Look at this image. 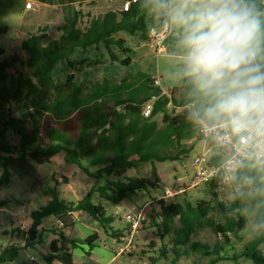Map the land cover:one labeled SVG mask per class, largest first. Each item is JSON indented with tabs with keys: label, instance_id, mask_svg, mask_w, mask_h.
I'll return each mask as SVG.
<instances>
[{
	"label": "trees",
	"instance_id": "1",
	"mask_svg": "<svg viewBox=\"0 0 264 264\" xmlns=\"http://www.w3.org/2000/svg\"><path fill=\"white\" fill-rule=\"evenodd\" d=\"M96 2L59 1L62 11V21L57 27L59 35L48 37L47 26H38L35 32L27 33L21 40L24 58L13 53L0 61V190L9 182L10 161L28 159L34 164H50L60 152H63L64 163L76 166L94 179L80 198L66 201L55 185L59 183L54 179L55 173L51 176L54 185L44 186L39 177L28 171L31 191L40 188L50 199L30 209L28 227L2 230L1 234L10 235L13 242L0 251V264L17 259L20 250L38 251L47 233L55 237L49 241L47 253L40 254L44 262L54 264L57 260L61 264H77L73 250L85 244L84 254L90 255L99 237L96 232L84 239L65 235L62 230L74 225V213L87 214L105 232L110 229L109 237L120 241L128 228H112V216L105 214L101 203L92 201L93 195L117 204L129 194L155 189L159 182L155 163L186 154L188 150L181 148L182 142L198 137L199 121L218 122L229 114L246 117L241 111L242 104L259 90L257 72L264 69V14L260 12V0H225L224 27L215 28L210 22L212 17L205 14L202 26L193 33L191 45L199 43L209 47L222 55L226 64L235 67L217 83L210 80L212 72L225 70L226 64L216 62L206 48L192 50L198 56L196 64L190 63L195 71H184L181 84L170 88L167 94L155 84L153 76L142 71L126 74L119 80L103 77L87 83L75 79L71 72L65 75L62 83L57 82L53 76L54 63L67 59L74 49L83 52L89 46L103 43L110 61L127 65L132 49L126 45V39L115 35L125 31L146 41L151 27L162 26L168 20V0H137L126 11L120 8L92 15L81 8L83 4L95 5ZM166 44L168 51L189 52V48H181L184 45L181 34L169 35ZM114 49L124 57L119 58ZM240 51L246 55L241 56ZM100 62V58L84 57L78 65L91 66ZM22 68L27 71L22 72ZM151 99L152 109L148 116H143L142 107ZM107 102H112V108L105 112ZM13 107H19L23 115H16ZM74 112L79 126L73 136L64 122ZM45 118L53 124H45L43 137H38ZM174 146L178 151L171 155L168 149ZM222 160V155L212 153L209 156V162L214 165ZM142 163H150L148 175L129 172ZM67 182L68 178L62 176L61 183ZM230 183L241 190L249 186L252 191L247 196H235L233 201H218L214 207V200L222 190L215 181H208L205 182L207 199H193L191 195L182 194L181 200L157 201L149 217L150 224L161 231V238L166 236L167 245L162 243L160 253L163 258L168 260L165 254L170 252L171 264L193 256L206 257L207 264L223 259L219 251L228 241V233L246 223L240 203L247 199L255 206V231L244 242L241 255L254 264H264V165L242 162ZM7 202L8 198L0 199V207ZM214 208L217 220L210 216ZM47 217H52L58 225L41 227L42 220ZM143 223L141 220L139 226ZM206 227L217 237L212 245L196 238L199 230ZM142 253L140 250L135 254ZM133 255L128 253V256Z\"/></svg>",
	"mask_w": 264,
	"mask_h": 264
},
{
	"label": "rangeland",
	"instance_id": "2",
	"mask_svg": "<svg viewBox=\"0 0 264 264\" xmlns=\"http://www.w3.org/2000/svg\"><path fill=\"white\" fill-rule=\"evenodd\" d=\"M31 1L33 3V10L35 11V7L38 5L39 1L48 4L51 0ZM99 1L96 2L97 5L100 4ZM26 2L27 0H0V61L8 58L13 53H17L21 58H24L25 54L21 50L20 43L24 36L27 33H30L27 32L25 34L24 28L28 26L26 25L28 22H31L29 17L36 14L35 12H32V10L26 9ZM224 2L225 0H168L167 19L170 22L172 31L175 32L176 30L177 32H180L184 38V45H182L181 48H189V52L187 53L183 51L172 52L167 50L162 51L157 55L154 50L148 46L146 41L140 40L136 34L131 35L124 31L119 35L125 36L127 41L126 45L132 49V52H130L131 61L127 65L110 61L104 44L100 43L97 46L87 47L84 53H81L78 49H74L68 55L67 59L59 60L55 63L53 76L57 82L62 83L65 75L67 73L73 72L76 78L87 83L96 81L102 77L119 80L126 74L142 71L149 76H153L154 80H156L155 84L161 89L163 93L167 94L170 92V88L174 86L178 87L181 84L182 73L184 71H195V69L191 67L190 63L193 59L197 60L198 56L195 55L192 50L206 48L199 43L194 46L191 45L194 36L193 33L202 26L205 14L212 17L211 22L214 24L215 28L222 29L224 27V20L226 18V15L223 11ZM82 6L85 7L88 5L83 4ZM105 7L106 10L112 9L114 7V3L109 0L108 3H105ZM102 10L103 8L96 10L94 11V14H99L98 11L103 12ZM53 18L54 20L56 19L55 17ZM206 49L209 50L208 48ZM240 55L245 56L246 53H244V51H240ZM187 56L189 57L187 58ZM212 56L216 62L219 59L223 61L222 64H226L222 55L215 52V54L212 53ZM84 57L92 59L100 58L101 62L97 65L81 67L78 65V61ZM67 61H70L73 66H69ZM225 66V70H213L210 79L212 83L221 81L222 78L228 73L235 70V67L232 65L226 64ZM79 69L80 71H77ZM21 71L26 72L27 70L22 68ZM178 96L179 95L176 94L175 98L177 100L179 99ZM13 108L16 112V115H23V112L19 107ZM109 108H112V102H107L104 104L105 112H108ZM259 110L260 106L256 93L251 95L241 107L242 113H244L247 117L258 114ZM76 115L77 113L74 112L64 122L68 133L73 136L76 135L79 126ZM45 124H53V121L45 118L40 125L39 130H43V126ZM42 135L44 134L42 133ZM38 137L43 136L38 135ZM181 148L188 151L186 154L179 155L180 158L155 163L159 176L158 187L155 189H149L147 193L142 191L141 193L129 194L117 204L110 203L98 197L96 194L93 195L92 201L94 203H101L105 209V214L107 216H112L113 220L110 223L112 228L123 229L126 227L128 229L124 232L125 239L115 243L113 238L109 237L110 229H107V232H105L104 228L95 221V229L97 231L99 240L96 241V245H94L90 250L92 256L88 258V255H86V258H84V262L86 264H101L102 261H104L102 257L104 252L102 250L104 248L113 250L114 248H117L118 245H123L126 243L127 238H130L128 233L130 228L127 221L124 219V215L126 213H138L140 210L137 209L136 205L140 204L142 206L145 202L142 199L144 197L146 198V195H149L152 198H148L149 203L143 206L141 210L142 214L144 215V223L141 226H139V223L138 227L133 232L131 236V247L133 246V243H138V247H136L134 250H136V252L143 250L144 253L139 255H148L149 257L146 259V261L149 264H171L170 258L172 255L170 252L165 254L168 260L160 255L161 249L163 248L162 243L166 242V236L162 239V236L160 235L161 231H158L157 227L150 224L151 219L149 214L151 213L152 208H156L157 201L160 199L166 202L171 198L181 200L182 194L191 195V198L193 199L209 198L207 184L204 183L197 186L191 185V180L194 174V166L192 165V161L195 156L201 154L204 151L206 156L210 154L211 149H208L209 143L202 140L198 136L190 140H184L182 142ZM177 151V146L168 149V152L171 155L176 154ZM9 167L11 169L9 182L3 185L0 190V199L8 198L9 202L0 208V219H7L9 215L15 216L22 214L19 216L21 220H16L18 225L26 226L23 217V214L26 213V207L37 208L39 203H43L41 202L42 197H40V193H38L40 191L39 189H37L34 194L31 193V189L28 186L31 181L29 174H27L28 171L34 176L41 178L45 186L46 184L49 186L54 185L55 182L52 180L51 176L53 173H55V178H57L59 182V184L55 185L61 193H64L63 196L67 199L72 198L74 195L78 197L82 196L94 183V179L90 176H87L84 172L74 175L73 172L78 170V168L76 166L64 163L62 153L56 154L52 158L50 164H34L28 159H24L19 161H10ZM149 170L150 163H142L137 166L136 170L132 168L129 172L131 174L137 172L140 175H148ZM62 176H66L68 178L67 183H61ZM215 182L218 184L217 181ZM218 186L219 188L221 187L219 184ZM165 190H168L170 195H166ZM251 191L252 190L249 186L242 190L239 188L234 189L233 187H224L222 193H220L217 199L214 200L213 206L216 207L218 201H233L237 195L247 196L251 193ZM240 205L241 213L244 216L246 223L242 228L228 233V241L223 243V247L219 251V254L223 257V259L217 261L215 264H254L251 259L243 257L241 255V251L244 242L247 241L251 234L255 231V226L253 223L255 206L252 205L247 199H243ZM210 216H212V218L215 220L218 219L217 210L215 208L210 211ZM69 229L70 227L68 228V233ZM78 229L82 231L88 230V233L93 232V228L89 230L81 226ZM72 233H76L75 229L72 230ZM45 238L46 236L44 235V239ZM196 238L209 245H212L217 240V237L207 227L200 229ZM7 240L8 238L6 235L1 237V241L9 243L10 241ZM219 240L222 242L221 238ZM165 244L167 245V242ZM2 247H4L3 244L0 245V249H2ZM76 249L78 252H83L84 254L85 250H87V245L81 244L80 247ZM94 249L97 250L94 251ZM31 251L34 252L33 250ZM21 255L22 258L27 260L28 256L26 252L20 250L17 259L4 264H32V262L29 260H27V263H24L23 260L20 259ZM35 256L37 257L36 261L43 264L44 260L41 258V256L38 255V253H36ZM76 258L81 259L78 256H76ZM127 258L128 257L126 256V259ZM151 258H153V262L151 261ZM121 260V258H118L116 262L111 264H118ZM207 260L208 259L206 257L193 256L189 257L188 259H179L176 264H206ZM36 261L33 260L34 263ZM127 261L130 262V258L129 260L127 259Z\"/></svg>",
	"mask_w": 264,
	"mask_h": 264
},
{
	"label": "built area",
	"instance_id": "3",
	"mask_svg": "<svg viewBox=\"0 0 264 264\" xmlns=\"http://www.w3.org/2000/svg\"><path fill=\"white\" fill-rule=\"evenodd\" d=\"M136 1L122 0L121 10H128L130 4ZM31 5V3H26V8H31ZM260 12L264 14V0H260ZM171 34L177 35L172 31L170 22L167 20L162 26L150 28L146 43L158 55L162 51H167L166 40ZM207 48L211 54H215L213 49ZM217 62L222 63L223 61L218 59ZM257 78L259 90L256 96L260 106L258 114L251 117L229 114L218 122L212 123L199 121L198 136L209 143L208 149H211V152L208 156L204 151L194 157L192 186L217 181L221 186L220 190L224 187L239 188L238 185L232 186L230 181L242 162L253 161L264 165V69L258 70ZM152 99L143 105V116L149 115L152 109ZM42 133V130L38 131L39 136H43ZM214 148L218 150L214 152ZM212 153L222 155L223 160L217 165L211 164L209 156ZM165 194L170 195V192L165 190ZM124 219L130 223L129 235L132 236L140 221L144 219V215L142 211L136 214L126 213Z\"/></svg>",
	"mask_w": 264,
	"mask_h": 264
},
{
	"label": "crops",
	"instance_id": "4",
	"mask_svg": "<svg viewBox=\"0 0 264 264\" xmlns=\"http://www.w3.org/2000/svg\"><path fill=\"white\" fill-rule=\"evenodd\" d=\"M59 1H61V0H57V1H54V0H51L48 4L47 3H44V2H38V5H36V10L34 11L33 10V3H32V1L31 0H27V2L26 3H31L32 5V7L31 8H26V9H28V10H32V12H35L36 14L35 15H33V16H30L29 17V19L31 20V22H28L26 25H28V26H26L25 28H24V31H25V34L27 33V32H33V31H35L36 30V28L39 26V25H47L48 26V28H47V34H48V37H57L58 35H59V32L57 31V27L61 24V21H62V11H61V7H60V4L58 3ZM97 1H99V0H97ZM108 1L109 0H101V1H99L100 2V4H96V5H88V6H82L81 8H82V10L84 11V12H86V11H88V12H90V14L92 15V14H94V11H96V10H99V9H101V8H103V12H99L98 11V13H104V12H106V11H108V10H113V9H118V10H120V8H121V5H122V0H120V2H119V0H110L112 3H114V7L112 8V9H107L106 10V7H105V3H108ZM224 4H225V2H224ZM97 7H98V9H97ZM85 9V10H84ZM43 11H45V12H43ZM43 12V13H42ZM97 13V12H96ZM53 17H55L56 19L54 20V18ZM212 19V18H211ZM211 19H210V22H211ZM121 33V32H120ZM120 33H118V34H116L115 36L116 37H123L124 39H126L125 38V36H122V35H119ZM175 33L178 35V34H181L180 32H177L176 30H175ZM100 44V43H99ZM98 44V45H99ZM97 46V45H96ZM166 48H168L167 47V44H166ZM87 49V48H86ZM86 49L82 52V51H80L79 49V51L81 52V53H84L85 51H86ZM168 50V49H167ZM107 51V50H106ZM114 51H115V53L119 56V58H122V57H124V54L123 53H121L120 51H118L117 49H114ZM189 56H187V58H188ZM56 62H58V61H56ZM55 62V63H56ZM114 62H117V61H114ZM55 63H54V65H53V70H54V67H55ZM191 63H192V61H191ZM63 69V68H62ZM195 69V68H194ZM103 78V77H102ZM106 78V77H105ZM75 79H77L78 81H80L78 78H76L75 77ZM101 79V78H100ZM100 79H98V80H100ZM97 81V80H96ZM80 82H82V81H80ZM83 83H85V82H83ZM60 153H62L63 154V152H60ZM82 171L81 170H76V171H74L73 173H74V175H76L77 173H81ZM83 173V172H82ZM56 177V176H55ZM54 177V179H56L57 180V178H55ZM41 179V178H40ZM58 181V180H57ZM57 184H59V183H57ZM43 185L45 186V184L43 183ZM46 186H49V185H47L46 184ZM37 189H39L40 191L38 192V193H40V197H42V200H41V202H43V203H39V206L40 205H43V204H45L49 199H50V197L48 196V195H46V194H44L42 191H41V189L40 188H37ZM37 189H35L34 191H31V193L32 194H34L35 193V191L37 190ZM36 192V193H37ZM37 193V194H38ZM137 193H141V192H137ZM63 194L64 193H61V197L63 198V199H65L66 201H73V200H76V199H78V198H80V197H78V196H73L72 198H66V197H64L63 196ZM73 195V194H72ZM147 197L145 198H143L142 200L143 201H145L144 202V204L141 206L140 204H137L136 205V207H137V209L138 210H142V208H143V206H145V205H147L148 203H149V201H148V195H146ZM147 199V200H146ZM6 204V203H5ZM4 204V205H5ZM3 205V206H4ZM3 206H1L0 208H2ZM38 206V207H39ZM30 209H32V207H26V213H24L23 214V217H24V220H25V224H26V226H24V225H18L16 222L17 221H19V220H21V218H19V216L20 215H22V214H18V215H9L8 216V218L7 219H0V245H4V247H2V249L3 248H5L8 244H10L11 242H13V238H11L10 237V235H8V234H5L6 236H7V238H8V240L10 241L9 243H7V242H3V241H1V237L4 235V234H1L2 233V230H8L9 231V229H11V228H14V227H19V228H26V227H28L29 226V224H30V222H31V219H30V217H29V211H30ZM139 212V211H138ZM27 215V216H26ZM73 216H74V225L72 226V227H70V229H69V233H68V228H65V229H63L62 231L64 232V234L65 235H68L69 237H73V238H79V239H84V238H86V237H88L90 234H92L93 232H96L97 233V231H96V229H95V225H96V223H95V221L91 218V217H89L87 214H85V213H74L73 214ZM6 218V217H5ZM17 218V219H16ZM15 219V220H14ZM17 220V221H16ZM51 226H57V221H55L52 217H47V218H44L43 220H42V222H41V227H43V228H50ZM77 226H79V227H81V226H83L84 228H86V229H91V228H93L92 230H93V232L92 233H88L89 231L88 230H84V231H82V230H80V229H78L79 227H77ZM73 229H75V231H76V233H72V230ZM45 236H46V238L44 239V243H43V246L41 247V248H39L38 249V251H34V252H32L31 250L30 251H25V250H22L23 252H26V254H27V260H29V261H31L32 262V264H42L41 262H37L36 261V259H37V257L35 256V254L36 253H38V255H40L41 253H47V250H48V244H49V241L51 240V239H53L55 236L53 235V234H51V233H47V234H45ZM123 239H125V234H124V236L123 237H121L120 238V240H123ZM7 240V241H8ZM113 240H114V242L115 243H117L118 241L116 240V239H114L113 238ZM131 236H130V238H127V240H126V243L125 244H123V245H118L117 246V248H114L112 251L111 250H108L107 248H104L102 251H104L103 252V255H102V257H103V259H104V261H102V263L101 264H111V263H113V262H116L117 261V259L118 258H121L122 260L121 261H119V263L118 264H149L147 261H146V259L149 257L148 255H145V256H139V255H133V256H128V253H130V254H135V253H137L136 252V250H134L136 247H138V243H133V246L131 247ZM2 249H0V251L2 250ZM43 249H44V251H43ZM107 249V250H106ZM43 252H42V251ZM97 250V249H96ZM95 249H94V251H96ZM73 255H74V261L77 263V264H79V263H81V262H84V258H86V255H84L83 254V252H78V250L77 249H74L73 250ZM79 253H80V255H79ZM23 255V254H22ZM22 255H21V257H20V259L21 260H23V262L24 263H27V260L26 259H24V258H22ZM19 256V255H18ZM41 256V255H40ZM76 256H78V257H80L81 259H77L76 258ZM92 256V253H90V255H88L87 257L89 258V257H91ZM126 256L128 257L127 259L129 260V258H130V262H128L127 261V259H126ZM102 257H100V258H102ZM41 258H42V256H41ZM126 259V260H125ZM33 260H35L36 262L34 263L33 262ZM207 262V261H206ZM53 263L54 264H61L59 261H57V260H54L53 261ZM85 263V262H84ZM43 264H46L45 262H43ZM207 264V263H206Z\"/></svg>",
	"mask_w": 264,
	"mask_h": 264
},
{
	"label": "water",
	"instance_id": "5",
	"mask_svg": "<svg viewBox=\"0 0 264 264\" xmlns=\"http://www.w3.org/2000/svg\"><path fill=\"white\" fill-rule=\"evenodd\" d=\"M192 64L193 65L196 64V60L195 59L192 60Z\"/></svg>",
	"mask_w": 264,
	"mask_h": 264
}]
</instances>
